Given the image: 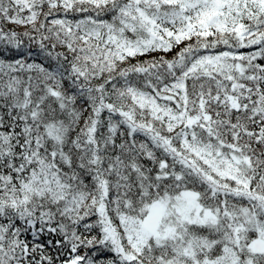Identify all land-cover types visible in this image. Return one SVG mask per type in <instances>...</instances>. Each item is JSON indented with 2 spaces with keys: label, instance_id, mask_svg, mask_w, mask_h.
<instances>
[{
  "label": "snow or ice",
  "instance_id": "6c2138e0",
  "mask_svg": "<svg viewBox=\"0 0 264 264\" xmlns=\"http://www.w3.org/2000/svg\"><path fill=\"white\" fill-rule=\"evenodd\" d=\"M0 264H264V0H0Z\"/></svg>",
  "mask_w": 264,
  "mask_h": 264
}]
</instances>
